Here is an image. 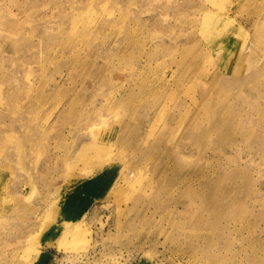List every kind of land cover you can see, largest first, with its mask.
<instances>
[{"label": "rangeland", "instance_id": "obj_1", "mask_svg": "<svg viewBox=\"0 0 264 264\" xmlns=\"http://www.w3.org/2000/svg\"><path fill=\"white\" fill-rule=\"evenodd\" d=\"M45 254L264 264V0H0V264Z\"/></svg>", "mask_w": 264, "mask_h": 264}, {"label": "crops", "instance_id": "obj_2", "mask_svg": "<svg viewBox=\"0 0 264 264\" xmlns=\"http://www.w3.org/2000/svg\"><path fill=\"white\" fill-rule=\"evenodd\" d=\"M119 172L113 165L104 166L91 177L85 178L77 182L71 187V192L66 197L63 209L60 210V218L57 224L63 223V219L75 223L86 217L89 209L92 208L95 201L105 198V194L109 193L117 182ZM103 183H106L104 185ZM54 236L57 233H54ZM40 258V257H39ZM49 258L48 254L42 255L40 264Z\"/></svg>", "mask_w": 264, "mask_h": 264}, {"label": "bare ground", "instance_id": "obj_3", "mask_svg": "<svg viewBox=\"0 0 264 264\" xmlns=\"http://www.w3.org/2000/svg\"><path fill=\"white\" fill-rule=\"evenodd\" d=\"M59 246V245H58ZM60 247V246H59ZM62 247V246H61Z\"/></svg>", "mask_w": 264, "mask_h": 264}]
</instances>
